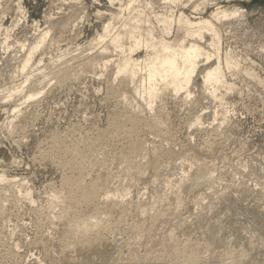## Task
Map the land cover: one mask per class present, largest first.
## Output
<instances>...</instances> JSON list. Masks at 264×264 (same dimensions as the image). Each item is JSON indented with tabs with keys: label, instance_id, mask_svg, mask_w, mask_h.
Wrapping results in <instances>:
<instances>
[{
	"label": "rangeland",
	"instance_id": "1",
	"mask_svg": "<svg viewBox=\"0 0 264 264\" xmlns=\"http://www.w3.org/2000/svg\"><path fill=\"white\" fill-rule=\"evenodd\" d=\"M128 1L0 0V264H264V85L243 73L264 78V0H153L193 20L237 10L218 25L242 70L225 66L234 88L213 94L201 76L216 58H201L193 97L161 85L151 108L117 75L129 51L97 45ZM77 182L96 189L88 203ZM81 214L112 230L77 232Z\"/></svg>",
	"mask_w": 264,
	"mask_h": 264
},
{
	"label": "bare ground",
	"instance_id": "2",
	"mask_svg": "<svg viewBox=\"0 0 264 264\" xmlns=\"http://www.w3.org/2000/svg\"><path fill=\"white\" fill-rule=\"evenodd\" d=\"M179 1L180 0H163V3L166 2V3H169V5H170V4H178ZM188 1H190V0H188ZM209 1H215V0H209ZM138 2H140V0H130L127 2V4L125 5L124 8L123 7L121 8L122 11H124V12L126 11V13H127L126 16H124L122 14V11L120 12L121 14L113 15V17H112L113 20L117 19V21L118 20L122 21V22L120 21L121 27L118 30H116L115 32H113V29H115V27L113 28L114 24H112V21H111V23H109L107 25V27L105 28L104 33L99 36V38H98L99 42L97 43V45L102 44L107 39V37L110 36L109 37L110 42L108 43V45H106V46L104 45L103 49L101 48L100 53H102L103 56H104V54H106V56H107V52H109V48L111 46L115 50L119 49L123 53H126V52H124L125 50L129 51L128 54H124V57L121 61H118L117 65H116V67H118L117 75L118 74L122 75V76L124 75V78H127L126 81L129 80L130 83L131 82L135 83L136 84V86H135L136 91L138 93H140L141 95L145 94L144 95L145 99H146V95L148 96L147 99H149L148 100L149 105H147V106H150V108H151L152 103H154L153 101H155L154 99L160 95L159 92L162 93V91L164 89L162 87H160L161 85H164V88L166 87V89H167V86L168 87L170 86V88H173L171 90H174L175 93H177L176 95H179L178 93L185 92L184 93V94H186L185 99H187V98L190 99V97H193L191 87L194 84V82L196 80L195 78L199 74L201 67L203 66L200 64L201 58L206 59V61H205L206 63L205 62L204 63L207 65L210 64V61H211V59H213V57L216 58V63L211 64L209 67L205 68V70L201 76L203 81H204L203 84H205V87L206 86H209V87L212 86V88H214L213 91L211 89V93L213 92V94L214 93L216 94L215 91L217 90L218 86H224V87L226 86L227 88H229V90L234 88V84L230 83L228 81V79L226 78V73H225L224 69L228 67L230 69L229 71H231V69H233L232 67H235V66L237 69V67H239L241 65V63H240L241 61L239 62L236 59L237 57H235V55H233L231 52H227L226 55H224V57L222 56L221 46H222V41H223V35L221 34V28L218 25V23H223L224 19H227L231 15L232 16L237 15L236 14L237 10H235L234 12H231V11H229V8L227 9V8L218 7L211 14L210 17H208V18L198 17V18L193 20L192 18L187 16L183 11L179 12V14H175V11L171 10V8H169L170 9L169 11L167 9H165V12H159V11L152 10V9H155V8H153L154 4H155L153 0H149L147 2L145 1L146 3H144V5H147V9L141 8L140 6L138 7V5H137ZM156 2H158V1L156 0ZM198 3H199V1H198ZM198 3H196L197 9L200 8L203 5V3H206V2L204 0L203 3H199V4ZM182 5H185V4H182ZM147 10L151 11V13L149 12L150 13L149 14ZM157 28L159 29V33L157 32L158 31ZM49 31H46V32L40 34V36L36 37L35 44L32 46V48L30 47L31 49L27 55V58L24 59V62L22 65L23 71H25L27 66L31 63L32 59L34 58L35 52L38 51V49H40L42 47V45H45V43H47L46 39H47V36L49 35ZM205 34H207L208 36H209V34L212 35V37H211L212 40H210L208 42V40L206 39L208 36H206ZM127 42L129 43L128 47L126 46ZM203 42H207L206 43L207 46L203 45L202 44ZM140 48H143V50L145 49L148 52L146 57H144V58H139V57L136 58L135 57V52ZM119 50L117 52H120ZM245 51L246 50H244V52ZM91 58H89V59H91ZM106 58H108V57H106ZM101 59L102 58L100 57V60ZM96 60H97L96 58L89 60L88 64L86 65V69H90V70L92 69L93 70L94 68H97L98 64L95 63ZM87 61H88V59H87ZM109 61L110 60L105 61V63L102 62V63H104V64H102V65H104L103 67H107V64ZM56 62H58V61H56ZM244 62H245V60H244ZM98 63H99V61H98ZM59 65H60V63H59ZM100 65L101 64H99L98 67ZM225 66H227V67H225ZM64 67L66 68V66H64ZM83 67L85 68V66H83ZM240 67L242 68V66H240ZM250 68H252V67H250ZM250 68L249 69L247 68L245 70V72H243V73L244 74L246 73V76L248 75L249 78H253V79L257 80L258 84L261 83V85L262 84L264 85V78H262L255 70L253 71ZM67 70H68V68L61 70L60 76H62V74H63V76L61 77L62 79L68 75L67 72L69 70L68 71ZM140 71L141 72L144 71L142 73V76H141ZM235 72L236 71L233 70V73H235ZM139 73H140V75H139ZM138 75L141 76V79L139 80V83L137 84L135 79L137 78ZM32 78H33V76H32ZM253 79H252V81H253ZM224 87H223V89H224ZM219 88L217 91H219ZM160 89L162 91H160ZM225 91H227L226 88H225ZM229 92H231V91H229ZM13 94L14 93L8 94V96L11 97ZM218 94H220V93H218ZM221 95L222 94H220V96ZM220 96L219 97L216 96V97H218V99H219ZM28 97H30V95H28ZM31 97H33V96H31ZM221 97L223 98V95ZM227 112H228V110H227ZM198 122H200L199 118H197V123ZM128 163H130V162H128ZM125 166H126V164H125ZM127 168H125V169H127ZM1 178H5V177H1ZM1 178H0V180H2ZM84 182H83V184H84ZM22 183H24V182H22ZM81 183L77 182V184H76L77 187L75 186L76 191H78V192H79V190L82 191V194L78 195L77 198L79 197L80 199L85 200L87 202V200L89 201V199L91 197L93 198L92 194L96 192V189L94 188V190L92 192L86 193L87 192L85 189L86 184L83 185ZM92 183H93V181H92ZM74 195H77V194H74ZM106 195H108V194H106ZM54 197H55V195H54ZM69 197H70V200H72L71 195ZM74 197L75 196H73V200H76V202L77 201L79 202L80 199L78 198V200H77L76 197L75 198ZM52 199H53V197H52ZM81 216H82V214H81ZM82 217L85 218L86 216L84 215ZM84 218H80V220L77 219V221L78 220L79 221L77 223L76 222L74 223L73 229H75V224H76V228L78 229L77 232H79V230H80L81 232H83L85 234H87V233L89 234V232H91V231H93L92 233H94V229L96 227L97 228L100 227V229L104 228L105 232L107 229H109V230L111 229L107 225V224H110L108 222H106V225H105L104 221H101L100 219H98L100 222H102V223L104 222V224L101 225L100 222H98L96 220L95 221L93 220V222H92L89 220L90 218L89 219L87 217H86L87 219L86 218L84 219ZM95 218H99V217L95 216L94 219ZM95 230L97 231L98 229H95ZM109 230H107V232ZM73 232H75V230ZM77 232H75V233H77ZM83 233H81V235ZM74 236H76V235H74Z\"/></svg>",
	"mask_w": 264,
	"mask_h": 264
}]
</instances>
